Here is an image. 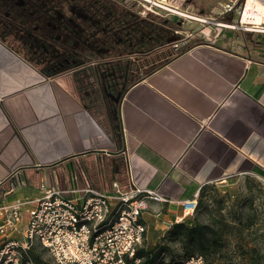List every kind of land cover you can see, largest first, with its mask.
Listing matches in <instances>:
<instances>
[{"label":"crops","instance_id":"0c3cea01","mask_svg":"<svg viewBox=\"0 0 264 264\" xmlns=\"http://www.w3.org/2000/svg\"><path fill=\"white\" fill-rule=\"evenodd\" d=\"M240 48L219 33L195 41L117 103L109 89L47 81L0 45V205L39 197L40 173L74 164L93 189L162 195L141 214L146 233L184 219L180 202L207 182L264 178V57ZM12 170L24 184L7 191Z\"/></svg>","mask_w":264,"mask_h":264},{"label":"built area","instance_id":"2783aa9c","mask_svg":"<svg viewBox=\"0 0 264 264\" xmlns=\"http://www.w3.org/2000/svg\"><path fill=\"white\" fill-rule=\"evenodd\" d=\"M146 1L181 18L191 17L177 8L169 9L165 0ZM256 3L263 6L262 11H256ZM219 10L236 16L232 23H218L219 26L264 35V0H221ZM188 44L187 37L179 38L171 41L170 48L177 52ZM19 174L18 170L8 174L11 183L19 179L16 186L24 184ZM257 178L264 184V179ZM111 188L112 191H99L89 185L79 188L73 182L67 188L41 183L39 197L0 205L3 238L0 264H31L23 258L35 246L48 252L51 264H128L129 261L138 264L134 256L146 235L141 214L148 207V200L160 203L167 200L155 190L130 187L123 191L116 182L111 183ZM196 197L180 202L183 216L192 215L198 205ZM25 210L26 224L20 228ZM182 264H205V261L201 255L193 254L182 260Z\"/></svg>","mask_w":264,"mask_h":264},{"label":"flooded vegetation","instance_id":"af4514ba","mask_svg":"<svg viewBox=\"0 0 264 264\" xmlns=\"http://www.w3.org/2000/svg\"><path fill=\"white\" fill-rule=\"evenodd\" d=\"M152 12L146 0H0V45L47 81L109 89L119 103L127 84L170 57L156 45L170 21L155 26Z\"/></svg>","mask_w":264,"mask_h":264},{"label":"rangeland","instance_id":"374dc122","mask_svg":"<svg viewBox=\"0 0 264 264\" xmlns=\"http://www.w3.org/2000/svg\"><path fill=\"white\" fill-rule=\"evenodd\" d=\"M220 2L221 0H165L168 8H177L188 16L202 19L201 22L193 20L191 17L181 18L171 11L152 7L151 17L155 26L162 25L164 20L170 21L167 27H162L168 33L163 38L161 37L162 34L159 33L160 37L156 38V45L160 46L161 56L159 57L163 59L167 57V52L168 54L172 52L169 44L173 40L187 37L189 43L202 42V40H209L219 33L226 39L239 42L242 47L240 48L241 51L252 57L263 58V34L230 30L218 25V23L230 24L236 19V16L232 14L220 12ZM178 22L181 24L178 25ZM258 47L259 49H257ZM60 166H63V168L59 169ZM64 167L65 165L58 164L52 168L54 172L51 169L46 173H40L38 177L39 185L43 183L47 187L67 188L73 182L79 188L85 187V185L91 186L87 182V174L85 176V173L81 174L80 171H76L74 164L70 165L67 170ZM20 179L23 181L22 176ZM18 181L19 179L10 182L6 190L9 191L10 187L16 186ZM196 200L198 201L196 209L191 216H186L184 219H193L206 228L204 231L208 234H210L211 229L220 230L222 240L226 245L220 255L211 254L207 258L210 264H248L252 254L251 249H255L253 254L259 259V264H264V184L258 178L239 176L223 180L220 183L207 182L197 195ZM239 221H251L252 224L240 231L234 229ZM150 222V227L148 226L142 245L147 248L155 245L161 248L165 247V251L160 255L163 261H168L171 258H174V261L177 262L184 260L186 255H184L181 247L182 242L179 239L174 240L167 236L166 231L173 224L160 230L154 228V221ZM158 224L160 225L161 221ZM2 241L3 238L0 235V247ZM35 251L42 257L44 263L51 264L47 251L39 246H35ZM194 254L200 253L194 252Z\"/></svg>","mask_w":264,"mask_h":264},{"label":"trees","instance_id":"16d2710c","mask_svg":"<svg viewBox=\"0 0 264 264\" xmlns=\"http://www.w3.org/2000/svg\"><path fill=\"white\" fill-rule=\"evenodd\" d=\"M192 43L193 42L189 43L187 47L181 48L180 51H172L168 60H171L172 57L186 52L187 48ZM251 224V221H239L237 225H235L234 229H239L241 231L243 228H248ZM205 229L206 228L196 223L193 219L187 218L173 223L172 227L166 232L168 238L174 240L179 239L182 242L181 247L183 248L186 258L193 256L194 252H198L200 253L199 255L202 256L203 261H205V264H210V262L207 261V258L211 254L220 255L226 245L222 240V232L220 230L211 229L210 234H208L206 231H204ZM142 244L140 247H138L134 256L135 259L139 260L138 264H182V261H174V258H171L168 261H163L160 255L165 251V247L161 248L160 246L155 245L153 247L147 248ZM254 250L255 249L250 250L252 254L250 255V263L248 264L260 263L259 259L253 254ZM27 251L28 252L26 257L23 258V261L29 259L31 264H48L42 261V257L35 251V247H31ZM128 264H133V262L129 261Z\"/></svg>","mask_w":264,"mask_h":264},{"label":"bare ground","instance_id":"6f19581e","mask_svg":"<svg viewBox=\"0 0 264 264\" xmlns=\"http://www.w3.org/2000/svg\"><path fill=\"white\" fill-rule=\"evenodd\" d=\"M248 5H250V4L248 3ZM169 9H171V8H169ZM262 10H263V6L260 5L259 3H256V11H262ZM256 21H258V18L256 19Z\"/></svg>","mask_w":264,"mask_h":264}]
</instances>
